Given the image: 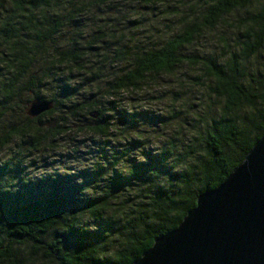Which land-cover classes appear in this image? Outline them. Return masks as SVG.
<instances>
[{
  "label": "clouds",
  "instance_id": "obj_1",
  "mask_svg": "<svg viewBox=\"0 0 264 264\" xmlns=\"http://www.w3.org/2000/svg\"><path fill=\"white\" fill-rule=\"evenodd\" d=\"M144 2L67 0L48 11L66 17L65 25L69 19H81L83 28H61L49 43L0 37V171L22 168L28 180L51 181L55 176L69 181L71 204H65L63 196L44 201L75 205L57 217L62 225L85 234L132 220L124 201L138 193L126 191V182L144 166L145 156L161 157L173 138L185 143V134L189 140L199 138L212 112L225 115L206 60L182 57L216 55L229 69L232 57H239L233 76L243 73L245 61L251 64L249 71H264V60H258L264 57V0H152L155 11L140 13ZM0 5V11L9 7L3 0ZM134 14L144 25L139 35L129 34L126 27ZM240 33L252 39L241 43ZM90 47L100 51L89 53ZM197 75L199 80L191 79ZM251 111L241 101L227 114ZM255 111L264 113V100ZM108 118L104 131L89 130ZM161 118H168L163 129L151 126ZM186 120L193 124L191 130ZM245 134L264 135V128H248ZM101 148L111 157L107 163L97 155ZM203 149L204 140L198 139L191 157L183 153L165 161L167 172L149 169L148 174L161 187L180 181L183 194L195 198L202 191V178H210L217 167L209 158H200ZM68 171L76 175L61 177ZM13 183L9 177L0 180V192ZM115 191L122 195L114 197ZM100 201L106 206L93 207ZM74 212L80 215H67ZM145 223L166 226L159 219ZM136 231L143 235L142 228ZM30 235L46 239L35 230ZM128 247L122 241L113 252ZM15 248V264H60L54 241L43 245L22 241Z\"/></svg>",
  "mask_w": 264,
  "mask_h": 264
},
{
  "label": "trees",
  "instance_id": "obj_2",
  "mask_svg": "<svg viewBox=\"0 0 264 264\" xmlns=\"http://www.w3.org/2000/svg\"><path fill=\"white\" fill-rule=\"evenodd\" d=\"M66 2L67 0H3V3L9 7L0 11V37L4 40L18 38L25 42L49 43L54 42L55 34L61 28L68 30L83 28L84 22L81 19H69L65 25L66 17L48 11V9H58ZM151 3L152 0H145L139 12L155 11L150 7ZM96 11L99 15L104 14L101 9ZM109 11L114 12L115 8H109ZM108 23L111 24L112 21L109 20ZM126 27L129 34L139 35L144 25L140 19L135 18L134 14V18L126 22ZM37 31H40V34H36ZM111 36H115V33ZM238 39L243 43L250 41L252 37L240 33ZM104 43L107 45L108 42ZM245 47L248 46L245 45ZM254 47H259V45ZM99 51L100 49L95 47L88 49L89 53ZM5 58H7L6 55ZM182 58L191 61L206 60L208 64L206 71L213 76L217 94L221 97L220 102L225 105V115L212 112L199 138L192 136L189 140L188 135L185 134L184 139L187 143L173 138L168 150L161 157L145 156L144 166L137 167L134 178L126 182L125 190L135 191L138 195L124 201L125 207L130 206L132 220L120 227L101 226L99 230L85 234L75 227L64 226L57 216L65 210L74 209L75 205H62L44 200L63 196L65 197L63 202L71 204L69 181L59 180L55 176L51 181L38 178L28 180L22 168L11 173L7 169L0 171V180L9 177L14 181L10 188L0 192V264H15V245L22 241H31L36 245L54 241L57 254L60 256V264H132L152 247L157 237L178 227L186 214L195 207L200 194L217 188L242 163L256 142L263 136L250 137L245 133L248 128H264V113L255 111L257 104L264 100V96L260 95V92L264 91V71L258 68L255 72L249 71L251 64L245 61L248 66L243 68V73L237 71L233 76L232 73L240 59L236 56L232 57L233 68L231 69L227 64L218 63L221 58L216 55L204 57L192 55ZM258 60H264V57H259ZM191 79L197 81L200 76L197 75ZM242 80L244 82H241ZM241 101L254 111L228 115L227 113L232 112ZM193 107H198V105H193ZM124 120L127 122V117ZM237 121H240V124H237ZM109 122L110 118L101 119L89 130L102 132L108 127ZM166 123H168V118H161L159 124L154 123V125L163 129ZM184 123L187 129L193 128V124L187 120ZM241 124L245 126L243 130L240 127ZM198 139L204 140V149L200 158H209L217 163L211 177L202 178L205 182L198 196L189 198L184 195L179 187L180 181H170L169 185L164 187L153 182V177L148 174L149 169L167 172L165 161H170L173 157L179 158L183 153L191 157L195 148L198 147ZM97 155L105 163L111 158L103 148ZM60 175L70 178L76 173L68 171ZM173 188L176 190L173 191ZM121 195V191L113 193L114 197ZM101 206H106L104 201L93 205L96 208ZM63 215L65 213H61V216ZM67 215H80V212L67 213ZM153 219L165 220L166 226L153 227L145 223ZM137 228H142L143 235L136 231ZM33 230H35V235H42L46 239L36 240L35 236L30 235ZM112 237L117 239H112ZM122 241H127L129 247L120 252H113V247ZM52 250V246H49L48 251L52 252Z\"/></svg>",
  "mask_w": 264,
  "mask_h": 264
},
{
  "label": "water",
  "instance_id": "obj_3",
  "mask_svg": "<svg viewBox=\"0 0 264 264\" xmlns=\"http://www.w3.org/2000/svg\"><path fill=\"white\" fill-rule=\"evenodd\" d=\"M132 264H264V135L217 188L198 196L176 229Z\"/></svg>",
  "mask_w": 264,
  "mask_h": 264
},
{
  "label": "rangeland",
  "instance_id": "obj_4",
  "mask_svg": "<svg viewBox=\"0 0 264 264\" xmlns=\"http://www.w3.org/2000/svg\"><path fill=\"white\" fill-rule=\"evenodd\" d=\"M123 126H125V125H124V124H122V127H123ZM151 126H153V127H157L156 125H154V123H153Z\"/></svg>",
  "mask_w": 264,
  "mask_h": 264
}]
</instances>
